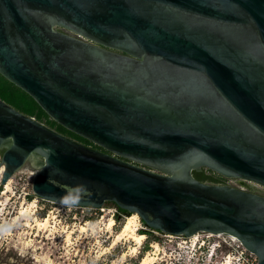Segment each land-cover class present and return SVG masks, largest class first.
<instances>
[{"label": "water", "instance_id": "obj_1", "mask_svg": "<svg viewBox=\"0 0 264 264\" xmlns=\"http://www.w3.org/2000/svg\"><path fill=\"white\" fill-rule=\"evenodd\" d=\"M0 74L112 154L0 99L3 186L28 166L44 201L228 235L264 264V196L194 176L264 188V0H0Z\"/></svg>", "mask_w": 264, "mask_h": 264}, {"label": "rangeland", "instance_id": "obj_2", "mask_svg": "<svg viewBox=\"0 0 264 264\" xmlns=\"http://www.w3.org/2000/svg\"><path fill=\"white\" fill-rule=\"evenodd\" d=\"M6 80L0 78V98L13 106L20 100L28 101ZM30 107L34 108L33 105ZM32 110L30 115L38 121L69 135V131L46 113L37 108ZM83 143L90 148L97 147L88 140ZM4 169L1 165L0 264H142L147 257L146 264H247L239 258L242 244L231 236L210 233L191 238L166 236L152 232L139 217L133 219L134 215L131 217L135 222V233L146 237L143 244L137 246L129 238L119 240L124 224L131 217L119 214L113 203H106L104 212L89 208L69 211L34 194L35 171L31 167L20 169L5 186L2 185ZM205 171L223 184L264 196V188L256 190L248 182ZM115 216H119L118 221ZM112 219L115 225L109 228ZM147 231L152 233L145 234ZM135 248L137 251L134 252Z\"/></svg>", "mask_w": 264, "mask_h": 264}, {"label": "trees", "instance_id": "obj_3", "mask_svg": "<svg viewBox=\"0 0 264 264\" xmlns=\"http://www.w3.org/2000/svg\"><path fill=\"white\" fill-rule=\"evenodd\" d=\"M0 78L3 79L4 81L6 80L2 75H0ZM6 82L12 86L13 88H16L17 90H19L23 95H25L28 99V101H30L31 103H29L28 101H23L20 100V103L16 106L18 108H20L23 112H25L26 114L30 115L33 113L34 108H37L38 110H40L42 113L45 114V112L37 105V103L26 93H24L21 89L17 88L15 85H13L12 83H10L8 80H6ZM3 99V98H2ZM30 105H33L34 108L30 107ZM31 116V115H30ZM194 176L196 177V179H198L201 182L207 183V182H213V183H220L219 179H216L215 177H213L212 175L207 174V172H203V173H199V172H195ZM115 205V204H114ZM119 214L120 213H124L123 210H121L117 205H115ZM116 220H119V216H115ZM142 223L144 224V222L142 221ZM145 225V224H144ZM152 231V230H151ZM151 231H147V233L145 234H150ZM153 232V231H152ZM151 232V233H152ZM160 233V232H158Z\"/></svg>", "mask_w": 264, "mask_h": 264}, {"label": "flooded vegetation", "instance_id": "obj_4", "mask_svg": "<svg viewBox=\"0 0 264 264\" xmlns=\"http://www.w3.org/2000/svg\"><path fill=\"white\" fill-rule=\"evenodd\" d=\"M60 31L61 32H63V33H66V34H68L69 36H71V37H73V38H76V39H79V40H81V41H83V42H87V43H89V44H91V42H89V41H86V40H84L83 38H79L78 36H76L75 34H73V33H71V32H68V31H66L65 29H60ZM1 75V74H0ZM14 85V84H13ZM17 87V86H16ZM18 88V87H17ZM20 89V88H19ZM23 91V90H22ZM24 92V91H23ZM24 93H26V92H24ZM27 94V93H26ZM28 95V94H27ZM30 96V95H29ZM31 97V96H30ZM32 98V97H31ZM0 99H2V98H0ZM33 99V98H32ZM6 104H8L9 106H11L12 108H14L15 110H17V111H19V112H21V113H23V114H25V115H27V116H30V115H28V114H26L25 112H23L20 108H18V107H16V106H13V105H11L10 103H8L7 101H5L4 99H2ZM34 100V99H33ZM35 101V100H34ZM36 102V101H35ZM38 105V104H37ZM39 106V105H38ZM40 107V106H39ZM41 108V107H40ZM42 109V108H41ZM43 110V109H42ZM30 117H33V118H35L34 116H30ZM36 119V118H35ZM37 120V119H36ZM68 131V130H67ZM69 133V135H70V137H69V135H68V137L69 138H71V139H73V140H75V139H77V142L78 143H82V145L83 144H85V143H83V142H85L86 140L85 139H83V138H81V137H79L78 135H76V134H74V133H71L70 131L68 132ZM76 141V140H75ZM92 149H96V150H98V151H101V152H103V153H106V154H108V155H112L110 152H108V151H106L105 149H103V148H101V147H99V146H97V147H92ZM3 153V151L0 153V154H2ZM0 161H1V165H2V155H0ZM124 161H126V160H124ZM127 162V161H126ZM203 172H205V170L204 171H202V172H199V173H203ZM219 182L220 183H213V182H207L208 184H213V185H227V184H223L220 180H219ZM252 186V185H251ZM252 188L253 189H256L257 190V188H260V189H263V188H261V187H258V186H252ZM264 190V189H263ZM247 191H250V192H253V193H257V194H259L258 192H255V191H251V190H247ZM261 195V194H260ZM124 214H125V212H124Z\"/></svg>", "mask_w": 264, "mask_h": 264}, {"label": "bare ground", "instance_id": "obj_5", "mask_svg": "<svg viewBox=\"0 0 264 264\" xmlns=\"http://www.w3.org/2000/svg\"><path fill=\"white\" fill-rule=\"evenodd\" d=\"M5 170V169H4ZM8 184V183H7ZM6 184V185H7ZM138 219V215L134 214V218L133 219ZM132 219V217L124 224L123 229L121 234L119 235V240L123 239V238H129L131 240H133L137 246L138 245H142L144 240H145V235L143 234H137L135 233V225H134V220ZM115 225V220L112 219L109 223V228H112ZM233 239H236L234 237H232ZM237 240V239H236ZM137 251V248L134 249V252ZM148 261V257L145 258L142 262V264H146ZM149 264V263H148Z\"/></svg>", "mask_w": 264, "mask_h": 264}, {"label": "built area", "instance_id": "obj_6", "mask_svg": "<svg viewBox=\"0 0 264 264\" xmlns=\"http://www.w3.org/2000/svg\"><path fill=\"white\" fill-rule=\"evenodd\" d=\"M248 183H250L252 186L261 187V186H259L257 184L251 183V182H248ZM261 188H263V187H261ZM241 189L245 190L244 188H241ZM61 206L68 208L69 211L82 209V208H74V207H68V206H63V205H61ZM86 209H88V208H86ZM89 209L94 210V211H101V212H104L105 211L104 207H102L100 209H93V208H89ZM166 236H170V235H166ZM171 237H175V236H171ZM241 249H242V251H241L240 256H239V258H240L241 261L243 260V262L244 263H247V264H258L259 260H258V258H257L256 255L250 253L242 245H241Z\"/></svg>", "mask_w": 264, "mask_h": 264}]
</instances>
